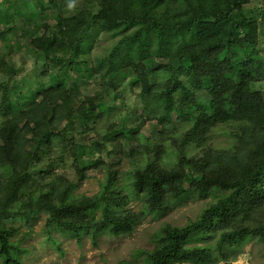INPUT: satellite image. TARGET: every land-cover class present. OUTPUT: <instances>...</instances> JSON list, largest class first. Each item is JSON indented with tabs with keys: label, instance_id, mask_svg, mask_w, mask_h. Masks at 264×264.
<instances>
[{
	"label": "rangeland",
	"instance_id": "rangeland-1",
	"mask_svg": "<svg viewBox=\"0 0 264 264\" xmlns=\"http://www.w3.org/2000/svg\"><path fill=\"white\" fill-rule=\"evenodd\" d=\"M99 1L0 0V57L8 67L4 71L0 66V107L10 103L8 105L24 108L36 99L47 105L58 101L64 113L75 112L79 105L94 108L84 120L70 118L59 125L57 129L67 137V143L62 141L64 148L56 146L45 158L38 156L31 162V171L43 191L49 190L50 183L64 185L65 196L63 198L62 193L58 196L56 206L62 199L66 204L86 203L88 199L93 202L90 209L66 215L71 231L52 222L44 206L35 209L33 204L19 200L9 204L6 214L1 216V224L12 230L10 240L22 264H150V257L167 226L182 227L198 219L207 206L229 193L211 187L201 196L197 187L185 180L182 193L176 195L171 191L160 198L159 206L149 205V195L142 189L165 187L167 172L181 159L196 162V165L203 159L215 163L214 156L208 157L207 151L212 149L227 156L238 152L239 128L234 122L220 123L207 129L201 140L194 139L197 132L193 131L194 117H188V113L198 114V104L209 99L207 94L195 91L187 97L184 92L179 93L175 97L185 114L169 117L156 98L142 102L140 89L133 86L131 68L125 71L124 78L122 75L112 77L105 66L98 69L97 63L107 57L118 39L113 30L96 27L94 15ZM8 7L12 14L4 12ZM84 7H87L84 16L88 27L82 45L85 53L79 57V62L71 67L61 53L42 54L40 46L46 42L48 48L47 38L51 30L55 32L54 17L78 14ZM242 8L247 17L256 21V49L264 59V0H248ZM214 45H219V41L214 40ZM81 60L84 62L80 63ZM141 62L149 70L158 64L155 56ZM175 65L172 58L175 74L160 67L150 74V81L159 86L168 79L171 83H183L185 67ZM161 70L164 71L160 73ZM56 81L64 84L53 98L45 87L46 83ZM3 83L7 84L6 88ZM250 89L264 98V80L252 82ZM107 93L108 102L102 108L98 103ZM68 138H73L74 148ZM56 143L59 145V141ZM58 152L62 153L59 159ZM55 158L57 161L53 163ZM39 164L50 170L44 179L35 172ZM185 166L190 177L197 175L190 162ZM81 170H84L83 177L79 176ZM2 178L4 172L0 168ZM262 187L264 189V183ZM4 196L1 194L0 201ZM102 198L113 199L112 213L136 215L131 232L114 235L108 227H102L105 221L102 220ZM244 202L245 206L237 209L238 215L230 222L219 225L213 234L189 238L185 246L209 247L208 264H264L262 235L246 238L235 248L226 247L221 252L215 248L220 227L229 230L264 225V197L253 195ZM95 226H99V231L94 237ZM0 264H3L2 257Z\"/></svg>",
	"mask_w": 264,
	"mask_h": 264
},
{
	"label": "trees",
	"instance_id": "trees-1",
	"mask_svg": "<svg viewBox=\"0 0 264 264\" xmlns=\"http://www.w3.org/2000/svg\"><path fill=\"white\" fill-rule=\"evenodd\" d=\"M55 1L48 0V3ZM247 1L100 0L95 7L96 27L104 31L113 30L118 38L107 57L97 63L98 69L105 66L112 77L122 75L124 78L125 71L131 68L133 75L126 76L134 77L133 86L140 89L142 102L156 98L169 117L171 114L178 117L185 114L175 97L179 93L184 92L187 97L195 91L207 94L209 99L198 104V114L192 116L193 112L188 113V117H194L193 131H197L195 135L193 133L194 139L201 140L207 129L220 123L234 122L239 128L238 152L227 156L211 149L206 155L214 156L215 163L207 159L199 161L198 165L186 161L197 171V175L191 177L183 158L167 172L165 187L148 186L142 189L149 195V205L154 207L159 206L164 194L171 191L176 195L182 193L185 180L195 185L201 196L208 193L211 187L229 192L207 206L198 219L182 227L167 226L150 257V264H208L211 258L209 247L187 248L185 242L195 235L213 234L219 225L230 222L238 215L237 209L245 206L244 199L253 195L264 197V98L250 89L252 82L264 80V59L256 49V21L247 17L242 8ZM86 9L84 7L78 14L54 17L55 32L51 30L50 36L47 35L49 47L46 48L45 42L40 46L41 53H61L74 67L85 53L82 45L88 27L84 16ZM4 12L9 14L11 9L4 8ZM214 40H218L219 45H214ZM150 56H155L158 61L153 70L141 62ZM172 58L176 67H185L184 82L175 84L168 79L161 86L152 83L150 74L160 67L175 74L171 66ZM0 66L4 71L8 69L2 57ZM63 84L59 81L46 83L45 89L53 97L54 93L61 91ZM2 86L6 88L7 84ZM107 95L98 103L102 108L108 102ZM8 104L0 107V168L4 172V178L0 179V196L5 194L0 201V257L3 264H22L10 240L12 230L1 224V216L6 214L9 204L19 200L33 204L35 209L44 206L52 222L71 231L66 215L69 217L77 211L90 209L93 202L88 199L86 203L68 204L62 199L56 206L58 196L61 193L63 198L65 196L64 185L50 183L49 190L43 191L39 187V179L36 180L31 171V162L38 156L45 158L56 146L64 148L62 141L67 143V137L63 130L65 135L57 129L59 125L65 119L84 120L94 112V108L85 109L79 105L75 112L64 113L58 101L47 105L43 100L32 99L24 108ZM68 143L73 147V138H68ZM61 156L62 153L58 152L57 158ZM35 172L44 179L50 170L39 164ZM83 173L84 170H81L79 176L83 177ZM101 200L102 220L105 219L102 227H108L114 235L131 232L136 215L118 216L112 213V198ZM98 227L95 226L94 237ZM223 228H219L215 245L220 252L226 247L235 248L246 238L264 236L262 224L229 230Z\"/></svg>",
	"mask_w": 264,
	"mask_h": 264
}]
</instances>
